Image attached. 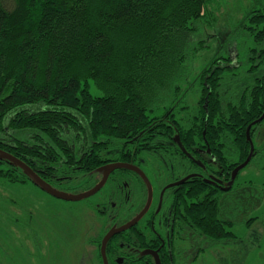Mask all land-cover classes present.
Returning a JSON list of instances; mask_svg holds the SVG:
<instances>
[{
	"label": "trees",
	"instance_id": "trees-1",
	"mask_svg": "<svg viewBox=\"0 0 264 264\" xmlns=\"http://www.w3.org/2000/svg\"><path fill=\"white\" fill-rule=\"evenodd\" d=\"M212 1L0 0V148L35 172H47L50 184L64 179L59 176L65 163L57 158L79 155V142L85 148L121 144L138 154L152 151L157 141H168L164 130H154V121L173 118L178 108L183 115L170 131L178 136L174 141L201 145L204 131L222 167L232 170L248 155L247 126L264 112V73L246 80L264 59V49L263 54L248 49L260 61L240 71L237 61L230 65V42L226 53L205 59L188 80L200 49L194 47L195 24L207 19ZM254 12L240 26L253 23L249 36L259 43L264 7ZM245 44V39L236 43V58ZM149 133L154 136L144 143ZM249 135L254 145L249 163L259 158L264 177V118L251 125ZM0 182L32 183L5 160ZM200 184L201 191L216 192Z\"/></svg>",
	"mask_w": 264,
	"mask_h": 264
},
{
	"label": "flooded vegetation",
	"instance_id": "flooded-vegetation-1",
	"mask_svg": "<svg viewBox=\"0 0 264 264\" xmlns=\"http://www.w3.org/2000/svg\"><path fill=\"white\" fill-rule=\"evenodd\" d=\"M182 115L177 108L173 118L168 114L154 121V130H164L166 135L162 137L168 141H157L153 150L146 154H138L131 146L121 144L114 148L105 145L85 148L84 143L79 142L77 147L82 144L76 151L79 155L57 158L65 163L64 166L61 165L59 176V179H64L50 183L52 187L80 172L89 177L85 184L91 183L83 191L86 192L102 179L104 169L100 168L119 163L137 167L150 185L151 199L148 195L149 186L140 174L126 167H118L108 173L97 191L106 187L108 194L100 199L88 200L89 203L84 208L88 220L98 226L97 233L89 240V244L96 250L93 257L96 264H202L205 254L211 248L240 239L235 231L241 226H248L251 221V218L240 221L245 209L239 204L223 209L220 205L224 200L218 195L233 191L234 183L244 167L237 172L228 190L222 188L230 180L232 170L244 160L232 170L226 171L216 154L207 146L204 131V143L201 145L189 143L187 147L180 140L175 142L174 137L178 136L176 133L171 135L170 131L177 127V121H181ZM193 117L190 115L189 119L196 122ZM152 136L154 135L149 133L144 143L150 142ZM213 148L218 149L215 145ZM76 152L73 150L72 153ZM149 159L154 161V166L149 163ZM54 164V161L49 162L47 169L54 170ZM151 167L155 171L150 172ZM37 171L46 182L51 178L47 172L40 169ZM161 174L170 177H166L168 180L164 181ZM188 175L191 176L184 183L174 185ZM194 181H197L196 184ZM202 181L216 192L211 189L208 190L212 194L201 191ZM194 185L199 188L191 190ZM97 192L81 200H87ZM118 229L121 230L116 232ZM111 231L115 233L107 240L102 251V241Z\"/></svg>",
	"mask_w": 264,
	"mask_h": 264
},
{
	"label": "rangeland",
	"instance_id": "rangeland-1",
	"mask_svg": "<svg viewBox=\"0 0 264 264\" xmlns=\"http://www.w3.org/2000/svg\"><path fill=\"white\" fill-rule=\"evenodd\" d=\"M212 3L208 6L207 19L195 24L198 30L194 36V47L197 45L196 48L200 49L196 55L198 61L191 63L188 80L194 79L205 59L218 52L226 53L229 50L226 45L230 42V65H235L237 61L240 71L260 61L258 57L251 59L253 52H248V49L255 48L263 54L264 40L254 43L249 36L253 23L245 22L250 26L247 28L240 23L250 11H256L251 15L259 13L264 7V0H213ZM241 39L246 40L245 50L238 47L236 58L235 45ZM263 73L264 59L246 80ZM188 98L190 102L194 101L193 94H189ZM257 160L260 164V159ZM257 160H252L239 173L231 193L218 194L224 200L220 205L223 209L239 204L245 209L240 221L249 218L251 221L248 226H241L235 231L240 239L211 248L202 264H264V177ZM149 161L154 166V161ZM153 171L151 167L150 172ZM86 175L76 172L62 183H55L54 188L67 194L81 193L91 185L85 184L89 181ZM160 176L164 181L170 177L167 174ZM105 189L87 200L74 202L52 197L30 182H0L1 263L96 264L93 258L96 250L89 240L97 233L98 226L88 220L84 208L88 200L105 197L108 194Z\"/></svg>",
	"mask_w": 264,
	"mask_h": 264
},
{
	"label": "water",
	"instance_id": "water-1",
	"mask_svg": "<svg viewBox=\"0 0 264 264\" xmlns=\"http://www.w3.org/2000/svg\"><path fill=\"white\" fill-rule=\"evenodd\" d=\"M264 118V112L261 114V116L253 121L251 124H249L246 128V139L248 140V143H249V154L247 155V157L245 158V160L237 165L231 172V176H230V180L227 182V185H225L224 188H222L223 190H228L230 188V186L232 185V182L237 174V172L242 169L243 167H245L247 165V163L249 162V160L251 159V156H252V152H253V144H252V141L250 139V136H249V129H250V126L252 124H255L256 122H259L261 121L262 119ZM0 160H5L11 164H13L14 166H16L17 168H19L25 175L26 177H28L30 179V181L37 187H39L41 190H43L44 192H46L47 194H49L50 196L52 197H55L57 199H61V200H66V201H79L85 197H88L90 195H93L95 192L98 191V189H100V187L103 185L104 181H105V178L107 177L108 173L115 169V168H118V167H126L128 169H131L135 172H137L138 174H140V176H142V178L147 182L148 184V181L146 179V177L144 176V174L142 173V171H140L137 167H134L132 165H125V164H115V165H108L104 168H100L101 170L104 169V172H103V177L102 179L90 190L86 191V192H83V193H80V194H77V195H73V194H67V193H64V192H61V191H58L57 189H55L54 187H52L48 182H46L44 179H42L38 173H36L31 167H29L25 162H23L21 159L17 158L16 156L10 154L9 152H6L4 150H2L0 148ZM191 175H188L186 176L185 178H183L182 180L178 181L177 183H175L174 185H179V184H182L184 183V181ZM206 182H211L210 180H206ZM148 191L150 194L149 197L151 199V188H150V185L148 184ZM121 229H118L116 230L119 231ZM115 232L114 231H111L110 233H108L103 241H102V251L105 247V243L107 242V240L114 234ZM103 253V252H102ZM104 264H106L104 262Z\"/></svg>",
	"mask_w": 264,
	"mask_h": 264
}]
</instances>
